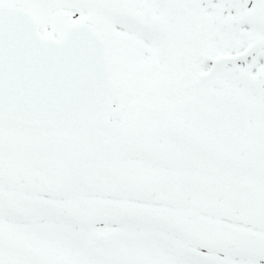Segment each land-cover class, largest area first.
Returning <instances> with one entry per match:
<instances>
[{"label": "snow or ice", "instance_id": "6c2138e0", "mask_svg": "<svg viewBox=\"0 0 264 264\" xmlns=\"http://www.w3.org/2000/svg\"><path fill=\"white\" fill-rule=\"evenodd\" d=\"M0 264H264V0H0Z\"/></svg>", "mask_w": 264, "mask_h": 264}]
</instances>
